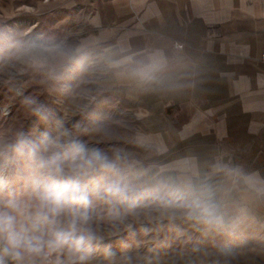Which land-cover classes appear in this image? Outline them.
I'll return each mask as SVG.
<instances>
[{"label":"clouds","instance_id":"clouds-1","mask_svg":"<svg viewBox=\"0 0 264 264\" xmlns=\"http://www.w3.org/2000/svg\"><path fill=\"white\" fill-rule=\"evenodd\" d=\"M59 2L36 0L35 15ZM178 71L159 53L106 46L98 36L0 27V78L32 72L70 98L87 99L97 74L130 93L166 94ZM14 95L36 123L0 127V264H264V247L231 246L264 242V171L161 158L142 129L69 123L38 97Z\"/></svg>","mask_w":264,"mask_h":264},{"label":"crops","instance_id":"crops-1","mask_svg":"<svg viewBox=\"0 0 264 264\" xmlns=\"http://www.w3.org/2000/svg\"><path fill=\"white\" fill-rule=\"evenodd\" d=\"M64 4L84 16L79 37L159 53L179 68L177 89L161 95L130 93L105 77L111 104L132 130L155 136L161 158L196 155L264 171V0Z\"/></svg>","mask_w":264,"mask_h":264},{"label":"rangeland","instance_id":"rangeland-1","mask_svg":"<svg viewBox=\"0 0 264 264\" xmlns=\"http://www.w3.org/2000/svg\"><path fill=\"white\" fill-rule=\"evenodd\" d=\"M65 0H60L49 10L40 15H35L37 8L34 7L36 0H0V27L11 26L16 30L28 32L41 31L56 35H69L76 39L82 32L83 15L77 11H67ZM48 0H42L41 7ZM39 77L32 72H27L10 82L7 78H0V127H6L9 123L17 126L31 128L35 118H28L14 95L15 89H22L26 95L38 97V99L62 115L69 123L82 121L85 125H91L96 120L111 122L114 126L123 125L122 131L127 135L132 127L125 112L116 111L115 104H111L109 96V84L107 78L97 74L89 85L87 99L81 100L73 96L63 94L56 86H42L38 83ZM73 85L75 82H72ZM86 108V111H82ZM129 124V125H128ZM42 127V126H41ZM87 139V137H85ZM108 147V145H100ZM120 146L129 147V143ZM145 248L153 247L148 240H140ZM113 247L119 251V241L112 240ZM264 247V242L258 238L249 237L233 243L232 247L249 248L251 246Z\"/></svg>","mask_w":264,"mask_h":264}]
</instances>
